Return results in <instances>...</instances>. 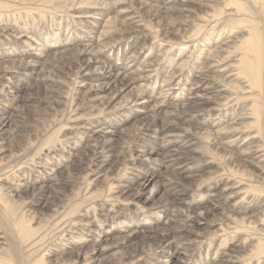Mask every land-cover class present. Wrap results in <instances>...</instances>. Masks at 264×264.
<instances>
[{"label":"bare ground","instance_id":"6f19581e","mask_svg":"<svg viewBox=\"0 0 264 264\" xmlns=\"http://www.w3.org/2000/svg\"><path fill=\"white\" fill-rule=\"evenodd\" d=\"M136 1L141 5L133 9ZM178 1L185 0H0V42L13 39L35 50L0 52V153L11 122V100L25 99L18 95L20 83H9L14 69L33 76L32 66L41 64L43 75L34 82L50 104L46 121L37 123L41 128L27 145L8 150L12 164L5 176L0 174V264H75L86 236L97 231L93 226L102 228L99 233H123L111 244L119 249L110 252L108 264H264V0H189L194 8L175 6ZM161 9L180 14H173L169 24L158 22L159 30L146 32L149 41L144 37L132 52L138 30L150 27L143 17L154 23L149 20L160 17ZM56 49L65 51L60 59L70 53V61L37 60ZM98 77L104 82L94 84ZM85 109L89 113L84 116L66 118ZM146 110L128 137L116 128L126 118L138 123L141 117L133 118ZM69 131L86 138L81 150L82 144L74 148L71 161L56 147L71 138ZM115 134L122 137L120 148L113 144ZM181 138L187 141L181 143ZM58 154L62 156L56 160ZM62 162L73 163L84 179L85 188L78 187L73 201L62 210L57 207L58 215L39 227L32 225V212L25 207L15 224L1 219L14 191L35 183L25 179L23 167L18 173L12 169L23 165L44 174ZM162 168L173 175L163 176L165 181L153 190L164 196L174 224L136 239L137 232L156 228L157 220L154 214L147 222L138 220L154 193L130 192V184L137 175L151 182ZM95 174L104 181V190L97 188V193L90 191L89 176ZM185 184L213 198L203 200L207 207L194 216L208 229L205 239L196 232L201 229L185 223L188 208L180 212L175 206V195ZM45 189L43 184L30 190L40 195ZM219 208L224 209L221 219L211 224L208 217ZM99 216L123 225L104 229ZM182 243L191 245L190 250L180 249ZM65 247L74 249L67 252ZM208 252L213 257L201 259ZM83 253L80 263L94 256V250Z\"/></svg>","mask_w":264,"mask_h":264},{"label":"rangeland","instance_id":"374dc122","mask_svg":"<svg viewBox=\"0 0 264 264\" xmlns=\"http://www.w3.org/2000/svg\"><path fill=\"white\" fill-rule=\"evenodd\" d=\"M134 3H135V6H134V4L131 3V7H133V9L137 8L138 5H141V4H138L137 1ZM182 5H185L186 7H190V8L196 7V5L192 4V2H190L189 0H185L183 2L178 1L175 4V6H178L180 8H184V7H181ZM131 10H132V8H131ZM165 11L166 10H164V9L160 10L161 15H160V17L157 18L160 21H158L157 19L149 20V21H155L156 23L150 22V23H152V24H150L148 22V19H149L148 16H146L147 18L143 17V24L148 25V27L150 26L151 29L149 27V29L147 28V30L146 29L145 30L144 29L138 30V32H139L138 34L140 36L137 38L136 42L133 44L131 41H129V43L131 42L130 48H131L132 52L136 48L141 47L140 45H142L144 43V41H147V42L149 41L150 37L147 35L150 34V31L154 30L153 32L156 33L159 30V28L161 26H159L158 22H160L161 25H165L166 22H168V24H169L171 19H172L173 14L174 15L180 14V13H177V12L172 11V10H167V12H165ZM69 12H70V14H72L71 10ZM114 15L115 14H111L110 16L113 17ZM48 18H49V16H48ZM144 21H147V22H144ZM152 27H153V29H152ZM156 27H157V30H156ZM82 28L83 29H86V28L89 29V25H83ZM140 32L142 34H144V36ZM145 33L147 35H145ZM141 36H143V38ZM144 37L146 38V40H144L145 39ZM166 39L169 41L170 38H166ZM48 41H49V39L46 40L47 43H48ZM81 43H83V42H81ZM53 47H55V46H53ZM147 47L144 46L139 51L141 53V56L144 55V53L146 52L144 50L147 49ZM12 49L13 50L14 49L24 50L25 52L35 53V50H32L31 48H29L28 46H26L24 44H14L13 39L8 40L7 38H4V41L0 42V52L7 53V52L12 51ZM61 50L59 52H57L58 51L57 49L54 51H50L49 53L46 52V55L48 54L46 57H43L42 59L37 58V60H41V62L45 63L47 58L49 57L51 62H53L54 60H57V62L54 61L53 63H60L59 61H63V59L66 61V58H67L66 62L70 61V59L72 57L69 55L70 53L65 54L64 57L63 58L61 57V59H60L59 55L61 53L65 52V51H61ZM143 51H144V53H143ZM53 52H56V53L53 54ZM14 55L16 56V54H14ZM65 56H67V57H65ZM18 58L19 57H17L16 59H18ZM123 61H125V60H123ZM65 64H66L67 68L71 67V66H69L68 63H65ZM32 67H33V69H32L31 73H33V72L35 73L33 76L25 75L27 73V71H23L21 69H14L12 71L13 77H12V79L9 80V83L11 80L12 81L15 80L16 82L20 83L21 87H20V90L18 92V95L20 97H24L27 100L24 99L23 102H16L14 99L11 100L10 105H12V108L9 110L11 122L9 124L10 126L7 125V126H9L8 128H7V126L5 127V129H7L5 132L6 133L5 137L7 136V139H5L1 143V148L4 149V151H3L4 154L0 153V174L2 176H5L6 171L9 169L8 168L6 170V167L9 166L10 164H12L11 159L13 157H12V155L9 156V151L10 150L12 151V149L17 148L19 146L21 147L23 145H27V141H29V138L33 137L31 135L35 132L36 129L39 130L41 128V125H42L41 123H43L44 120L46 121L47 110L50 111L48 108L50 106V104H47L49 100L46 99V97L44 96L43 89L40 87V90H39V88H37L36 83L34 82L35 76H36V78H40L43 75L40 73V69H41L42 65L41 64L40 65H34ZM217 69H218V72H216V74H220L219 67ZM44 73H45V71H44ZM21 76H24V77H21ZM102 82H104V79L101 77H98L94 84H101ZM64 90H66V91H64ZM63 91L68 92V89L64 88ZM184 101L185 100H183L181 102H184ZM166 109H170V106H168V108H166ZM86 112L89 113V111L87 109H85L82 111H77L74 113L66 114V118L71 117L74 120L75 118L84 116L85 114H87ZM147 114H148L147 110H146V114L144 116L142 114L138 113L137 116L135 118H133V119H136L138 117H141L139 119L138 123L133 122L135 120H129L128 118H126V122L117 126L116 128H122L123 134L126 137H128L129 133H131V134L133 133L134 128L144 119V117L147 116ZM142 116H143V118H142ZM64 120H66V119L64 118ZM79 121H81V120H79ZM79 121H77V123ZM177 121L181 122V121H183V118L181 117V118L177 119ZM32 123L33 124L36 123V124L33 125ZM37 123H40L41 125L37 124ZM69 132L71 133L70 134L71 138H69L68 140H62L61 139V142L58 143L60 145L57 144L56 147L58 148L59 153H60V151H63V153L69 155L70 161H71L74 158V155H73L74 148H77L80 144H82L81 148L79 147V150H81L82 147L84 146L83 144L86 142V138H81L82 134L79 131H69ZM150 132H152V130ZM125 136L123 138L124 141L126 139ZM77 137H78V139H77V141H75ZM185 141H187V140H184L183 138L179 139V142H181V143H184ZM122 142L123 141H122L121 135L115 134L114 141H113L114 146L116 148H120V147H122V144H121ZM47 145H49V143ZM70 145H72L74 147L71 148L67 152L66 149L70 148ZM6 151H8V152L6 153ZM59 156H62V155L58 154L57 156H55V159L58 160ZM155 156H156V154H155ZM22 167L24 170L25 179H29V180L34 179L35 180V183L30 185L31 187L33 185L39 186V185L44 184V186H46L47 189H45L43 192H41L40 195H38V193L34 194L33 190H30L31 187L27 188V187H25V185L19 186L14 191L13 196L11 197V199L6 204V206H7L6 217L1 218L6 223L15 224V222L21 216L22 208L25 207V208H29L30 211L32 212L33 217L32 216L31 217L34 219L32 225L39 227V226L43 225L44 223H46V221L49 220L53 215H54V217L56 215H58V213L55 211V209L57 207L60 208L59 210H62L63 209L62 207H66L71 201H73V194L75 192L77 193L78 191H80V190H78V187H82L81 189L85 188V185L83 183L84 179L82 178L83 176L79 175L77 173L76 169L74 168L75 166L73 165V163L62 162V164L57 165L56 168H54V170H48L47 169L44 172V174H40L36 170H31L30 169L31 167H26L23 165H19V166L15 167L14 170L12 169L11 171H15V170L18 171ZM171 171L172 170L170 168H167V169L162 168L160 170H157V172H158L157 177H155L151 182H146V183H145V180L143 178H141V176L137 175V178L130 184V186H131L130 192L131 191L133 192L137 189H143L147 192L152 191L154 193V198L151 201V203L148 205H145L144 206L145 209L144 210L142 209V211H141V213L144 216L141 215L138 218V220L143 219L145 222H147L150 219V218H148V215L150 216L151 214H154L153 218H156V220H157L155 223L156 228L151 227V228L146 229L145 231H142L139 233L137 232L135 234L137 236L136 239H138L141 236H145V235H142V233L148 234V233H153V232H162V229H165V226L174 224L173 217L171 215V211L167 210L166 204L163 201L164 196L162 195L161 192L153 190V189H155L153 187H155V186L159 187L160 184L162 183V181L163 180L165 181V179H166L165 177H167L166 175H169L168 177L173 175L172 173L174 171L173 172H171ZM139 172H141V171L139 170ZM16 173H18V172H16ZM108 173H110V172H108ZM141 174H143V173H141ZM162 174H164V175H162ZM98 176L99 175H96V174L89 176L90 180L93 179V181L90 185V188L92 187L90 191H96L97 188L99 189V191L104 190V185H103L104 181H97L96 180L97 178H95V177H98ZM163 176H165V177H163ZM9 177H11V176H9ZM94 182H97L98 184L96 185V184H94ZM168 187L169 186H167L166 189ZM183 187H184V190L179 191L180 193L175 195L179 199L176 201L175 206L177 208H180V209H178L180 212H182L181 208H184L185 210H186V208H188L187 213L189 214V218L186 219L185 223L187 225L188 224L194 225L197 228L201 229L200 231H196V230L195 231L200 233V234L205 235V236L201 237V239H205L206 235H207L205 233H207L208 229L201 226V224H203V222H196L194 219V216H195V212L197 213L198 211L203 210L205 207H207L206 205L208 204V202L203 201V200L213 199V198L208 197L206 195L202 196L201 193H194L192 191V187L190 184H185ZM219 187H217V189H219ZM26 189H29V191H26ZM99 191H96L95 193H97ZM113 194L114 193H112V195ZM201 200L203 202H200V204L199 203L197 204V202H199ZM214 200H216V199H214ZM194 201H195V203H194ZM23 203H25V204H23ZM115 207H118L117 203H113V208H115ZM107 208H109V207H107ZM221 210H224V209H221V208L217 209V214H215V216L209 215L208 221L211 224H217L220 221ZM89 213H90V211H89ZM27 218L29 220H31L29 217H27ZM166 219H167V221H166ZM99 220H100V223H105V225L102 226L104 229H105V227H108V228L111 227L112 228L113 226H116V228L115 227H113V228L118 230L119 228H121L119 226V224H121V226L123 225L122 223H120L117 220L111 224L110 221H104V217H101V216H99ZM165 221H166V223L164 225ZM176 221H177V223H179L178 218L176 219ZM220 223L222 225H224L225 222L223 221ZM148 224L153 225L152 221ZM93 227H95V230H97V231L91 232L88 236H86L87 239L85 240V243H83L81 248L83 249V252H86V251L90 252V251L94 250V256L90 260H86L85 262L83 261L82 263L83 264H108L112 260V256H111L110 252L114 253V252L118 251V249H119L118 245H111V244L117 240L116 237H120L123 233H120L118 231H115L113 233H110L108 231L104 232V233H99V231L102 228L99 226H93ZM215 228H216V226H214V227L212 226L210 230H214ZM215 231H218V226H217ZM51 234L53 235V233H51ZM97 236H99V237H97ZM53 238L54 237H52L51 239H48V241L46 240L43 243L42 248H47V243L50 240H52ZM96 238L98 240H95ZM224 238H225V242H228L230 240V234H228ZM239 238L231 239V240L236 241ZM66 243H67V241L65 242V244ZM120 243H121V241H120ZM182 244L179 245L180 249L186 248L183 250H186V251L190 250L191 245L188 246V245L183 244L186 246V247H184ZM193 244H195V243H193ZM65 248H66L67 252H70L74 249V248H70V247H65ZM250 248H252V246L250 244L247 245V249H250ZM51 249H52V247H51ZM125 249H127V247H124L122 250H125ZM224 251H225V247L222 248V252H224ZM83 252L81 254H79L78 259H75L77 261V262H75V264H82V263H80V261H82V258L84 255ZM210 256L213 257V253L208 252L201 259H208ZM216 261L212 264H218V262H216ZM207 264H211V262L209 261Z\"/></svg>","mask_w":264,"mask_h":264}]
</instances>
